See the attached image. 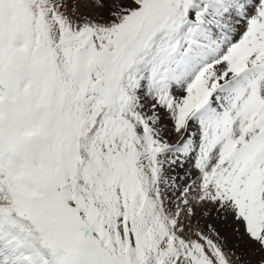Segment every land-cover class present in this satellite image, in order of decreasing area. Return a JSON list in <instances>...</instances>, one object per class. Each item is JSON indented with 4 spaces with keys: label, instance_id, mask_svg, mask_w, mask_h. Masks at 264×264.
Returning <instances> with one entry per match:
<instances>
[{
    "label": "snow or ice",
    "instance_id": "6c2138e0",
    "mask_svg": "<svg viewBox=\"0 0 264 264\" xmlns=\"http://www.w3.org/2000/svg\"><path fill=\"white\" fill-rule=\"evenodd\" d=\"M0 264H264V0H0Z\"/></svg>",
    "mask_w": 264,
    "mask_h": 264
}]
</instances>
